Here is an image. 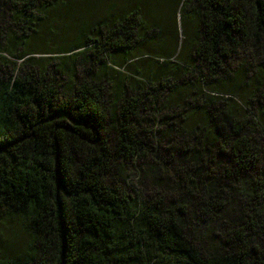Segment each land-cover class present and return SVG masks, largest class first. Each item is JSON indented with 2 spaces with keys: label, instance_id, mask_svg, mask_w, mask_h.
<instances>
[{
  "label": "trees",
  "instance_id": "16d2710c",
  "mask_svg": "<svg viewBox=\"0 0 264 264\" xmlns=\"http://www.w3.org/2000/svg\"><path fill=\"white\" fill-rule=\"evenodd\" d=\"M125 2L0 0V264H264V0Z\"/></svg>",
  "mask_w": 264,
  "mask_h": 264
},
{
  "label": "rangeland",
  "instance_id": "374dc122",
  "mask_svg": "<svg viewBox=\"0 0 264 264\" xmlns=\"http://www.w3.org/2000/svg\"><path fill=\"white\" fill-rule=\"evenodd\" d=\"M112 1H113L114 3H116L117 5H118V4L120 5V4L126 3V2H125L126 0H112ZM190 28H191V27L189 26L188 29L190 30Z\"/></svg>",
  "mask_w": 264,
  "mask_h": 264
}]
</instances>
